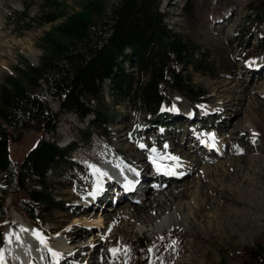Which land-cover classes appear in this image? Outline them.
<instances>
[{
	"label": "rangeland",
	"instance_id": "374dc122",
	"mask_svg": "<svg viewBox=\"0 0 264 264\" xmlns=\"http://www.w3.org/2000/svg\"><path fill=\"white\" fill-rule=\"evenodd\" d=\"M54 1L64 7L66 13H71L79 11L86 0ZM261 1L264 0H162L159 11L165 16L168 28L198 47L200 52L195 53L196 57L204 52L208 61L218 66L224 64L227 68L224 74L227 76L218 78L197 73L191 66L181 71L203 92L206 101L193 105L175 93L171 106L163 108L158 117L133 114L128 101L108 96L113 119L109 125L112 133L109 138L93 135L84 141L86 126L93 117L88 116L81 122L74 114L61 115L54 135L43 134L35 126L11 135L9 154L17 168L39 136L56 140L63 148L71 145L78 149L70 155L72 166L57 169L47 176V181L56 189V200L64 203L65 211L56 210L44 215L45 223H34L13 209L9 198L6 200L9 207L6 221L17 227H8L5 232L13 230L23 236L13 217L16 213L27 222L35 236L39 235L38 239L33 238L35 249L27 264H41V254L50 264H132L139 257L140 252L135 249L138 242L145 245L148 262L168 264L166 261L175 257L173 254L185 228L181 225L180 229L171 227L172 230L168 228L155 234L157 220L139 222L141 214L136 200L114 207L111 205L114 198L109 193L110 208L109 205L104 208L102 204L101 208L98 206L81 213L84 210L82 200L91 192L94 177L89 166L75 164L74 160L78 159L76 154L80 149L90 150L94 144L115 149L114 154L122 165L128 163L138 171L145 170L149 180L144 186L157 181L150 165L155 153L164 157L177 154L187 165L195 163L193 173L184 174L183 168L179 171L182 177L163 184L161 192L168 186V191L172 188L184 190V197L172 200L173 207L178 203H196L197 219L191 231L188 229L190 236L184 239H187V248L194 245L198 255H202L198 264H220L221 258L225 259V264H240L247 249L264 243V170L260 168L264 160H259L264 158V93H260L264 88V65H259V60L264 58V25H250L247 20L250 7ZM42 3V0H0V83L5 75L14 74L15 66L37 65L43 53L40 45L43 34L62 21L45 24L42 16L48 10L42 9ZM226 12L232 19L226 18L228 26L222 28ZM50 104L57 112L58 104ZM247 123L251 126L246 130ZM62 130L66 131L64 135L60 133ZM198 133L214 136L215 143L222 144V152L216 155L217 152L212 151L207 155L199 149L195 141ZM188 140L191 141L186 144ZM116 141H120L117 146ZM168 145L173 149L169 150ZM214 148L212 144L208 147L209 150ZM108 156L111 160L109 153ZM255 160L262 162L256 165ZM1 177L0 174V189L3 185ZM76 187L84 192L78 195ZM145 192L147 200H143V205L146 206L153 199L164 198L161 193L148 188ZM103 197V203H108ZM217 213L224 219V226L213 218ZM149 214L155 215L154 210ZM203 215L209 218H199ZM245 217L252 220L251 225L244 223ZM232 224L236 225L235 230L231 229ZM161 237H164L163 242ZM39 238L47 241V248ZM171 241H175L174 246ZM64 243L68 249L62 251L60 248ZM89 243L91 247L87 246ZM74 248H78L79 253L74 255ZM112 249L118 251L114 253ZM51 252L57 255L52 256Z\"/></svg>",
	"mask_w": 264,
	"mask_h": 264
},
{
	"label": "trees",
	"instance_id": "16d2710c",
	"mask_svg": "<svg viewBox=\"0 0 264 264\" xmlns=\"http://www.w3.org/2000/svg\"><path fill=\"white\" fill-rule=\"evenodd\" d=\"M42 1V9L48 10L43 22L62 21L43 34L38 64L15 66L14 74L5 75L0 83V247L5 230L17 227L6 221L7 198L13 209L34 223L43 224L44 215L65 211L47 176L72 166L74 149L39 136L17 168L9 154L13 133L35 126L54 135L61 115L72 113L81 122L93 117L84 141L93 135L109 138L113 119L108 96L128 101L133 114L160 117L175 93L193 105L207 100L182 74L187 67L213 78L227 76L224 64L208 61L204 52L196 57L198 47L168 28L159 11L162 0H86L71 13L54 0ZM247 20L250 25H264V1L250 7ZM104 80L110 81L106 89ZM50 103L58 104L57 112ZM75 191L84 192L80 187ZM135 249L140 253L132 264H155L147 261L143 243ZM220 264H225L224 258ZM240 264H264V243L247 249Z\"/></svg>",
	"mask_w": 264,
	"mask_h": 264
},
{
	"label": "bare ground",
	"instance_id": "6f19581e",
	"mask_svg": "<svg viewBox=\"0 0 264 264\" xmlns=\"http://www.w3.org/2000/svg\"><path fill=\"white\" fill-rule=\"evenodd\" d=\"M231 12H235V10L234 11L231 10ZM236 12H237V9H236ZM226 18H228L229 20L232 19V17L226 12L224 16L223 24L221 26L222 28H225L226 26H228V22L226 21ZM244 64L247 65V63H244ZM259 65H264V58L259 60ZM253 71H257V69H253ZM106 83L108 82H105V84ZM260 93L261 94L264 93V88L261 89ZM191 116H193V114H191ZM189 120L190 119H188V121ZM250 126L251 124L247 123L244 126V128L247 130L250 128ZM60 133L64 135L66 131L62 130ZM210 137L212 136L207 135V134L205 135L203 133L199 134L198 137L195 139V141H197V146L199 149L204 150L207 155H210L209 153H212V151L217 152L215 154L218 155L219 152H222V149H223V147L221 146L222 144L220 145L219 143H215V140L210 139ZM190 141L191 140H188L186 144L190 143ZM116 143H118L116 144L117 146L119 145L120 141H116ZM205 144L207 145V147L205 146ZM211 144H212V147L215 146L214 150H209L210 148L208 149L209 145ZM168 149L172 150L173 147L171 145H168ZM114 152H115V149L113 148L109 149V148L104 147V145L100 146L99 144H94V146H92L90 150L80 151L76 154V157L81 159L80 162L82 164H84L85 166H89V167L95 166V168L99 169L101 172L106 174L105 176L93 175L94 177L93 186L91 188V192L86 194V196L82 200L81 205L83 206L84 210H82L81 213H85L87 209L97 208L98 206L101 208L102 206L100 205L102 204L104 208L107 205H109V208H110L111 200L108 197L109 193L111 194V196H113L115 200V202L113 200V202L111 203V205H113L114 207L115 206L117 207V205L120 203L128 202L129 200L132 201V203L136 200L138 201L137 207H140L138 208V210L141 214V218L139 219V222L149 223L152 221V219L153 221L157 220L156 225H155L156 227L155 234L160 233L161 231H164L168 228L170 229L171 227H173L174 230L180 229L181 225L186 230L185 234L179 237L177 249L175 253L173 254L175 257L167 260L166 262L168 264H198L199 260L202 259L201 258L202 255L201 254L198 255L199 253L198 248L194 249V245H190V246L188 245L189 247L188 248L186 247V243H187L186 240L188 239L187 237L190 236L189 235L191 231L190 228H192L195 222L194 220L197 219L196 203L194 202L193 203L192 202L178 203L175 207H173L172 200L177 197L178 198L184 197L185 195L184 190L180 191L179 188H172L168 191V188H169L168 186L167 188H165L164 192H161L163 191L161 190V185L166 184V183H171L170 181H174L182 177V172H179V171L180 170L183 171V168H184V171H183L184 174L193 173L196 167L195 163L187 165L185 162H183V160L179 159L178 161H173L170 159V157L179 158L180 156H178L177 154L168 155V157H164L162 154L159 155L160 154L159 152H158L159 154L155 153L152 156L153 159L150 162V165H151L152 176L156 178L157 181H155V183L154 181H152L148 185L144 186L145 183L149 180V175L145 174V170L138 168L140 175H141L139 182L136 183L135 185H131L130 187H126L124 186L123 183H124V179H126V174H130V171L128 169L129 164L124 163L125 165H122L119 162L117 156L114 154ZM108 153L111 155V160L107 159L109 158V156L107 157ZM259 160H264V158L259 159ZM259 160H255L256 165L262 162ZM260 165H261L260 168L264 170V164H260ZM129 166L134 168L133 165H129ZM157 168H159L160 171H157ZM89 169H90V174H91L92 169L91 168ZM176 176L177 178H175ZM159 182H160V187L152 190L151 188L159 185ZM112 187L114 189L111 192ZM147 188L151 189L155 193L156 192L161 193L164 196V198L153 199L154 201L152 203L150 202L147 206L143 205L144 203L143 200H147V193L145 192ZM97 189H99L98 192H97ZM106 190L108 192H106ZM93 192H97L95 197L91 195ZM103 196H105L108 199V203H105V204L103 203V199H104ZM150 210H154L155 215L149 214ZM19 215L15 213L13 217L18 223L21 230H23L22 232L24 234L22 233L23 236H21L20 233H18L17 231L13 232V230H8L3 235V244L0 247V259H2L5 262V264H27V262L31 258L30 253L31 252L33 253V250L35 249L32 244H34L36 240H33V238L35 237V239H38V236H39V235L35 236L32 233L30 226ZM165 215L167 216L164 217ZM199 218L206 220L209 217L207 215H203V216H200ZM213 218L217 219L219 221L217 223H220L221 226H224L223 225L224 219H220L218 213L216 214V216H213ZM86 222H88V220H86ZM244 223L246 225L250 224L252 223V220L251 219L249 220L248 218L245 217ZM88 226L89 224L87 223L86 228H88ZM221 226L219 227L220 229H221ZM236 228H237L236 225L232 224L231 229L235 230ZM184 238H187V239H184ZM70 240H73V239L71 238ZM92 240L94 241V239ZM70 244H72V242ZM69 246L70 245H68V247ZM87 246L91 247V243L87 244ZM64 249H68L65 243L63 244V247L60 248V250L63 251ZM76 249L75 248L72 249V253L74 255L79 253V250H76Z\"/></svg>",
	"mask_w": 264,
	"mask_h": 264
},
{
	"label": "snow or ice",
	"instance_id": "6c2138e0",
	"mask_svg": "<svg viewBox=\"0 0 264 264\" xmlns=\"http://www.w3.org/2000/svg\"><path fill=\"white\" fill-rule=\"evenodd\" d=\"M253 135H257V134L256 133H253ZM210 139L214 140L215 137L214 136L213 137H210ZM140 147L143 148L144 145H140ZM165 147H167V145H165ZM152 151L155 152L156 150L153 148ZM170 159L173 160V161H178L179 160L178 157H170ZM90 168L92 169V173H91L92 175H99V176H105L106 175L105 173L101 172L99 169L95 168V166H90ZM157 171H160V169L157 168ZM98 191H99V189H97V192ZM97 192H93L91 195L93 197H95V195L97 194ZM39 239H40V242L43 243L45 245V247L47 248V241H44L42 238H39ZM160 239H161L162 242L164 241V237H161ZM171 245L174 246L175 245V241H171ZM165 246H168V245H165ZM111 251L115 253L118 250L117 249H112ZM149 251L151 252V251H153V249H149ZM51 255L52 256H56L57 253L51 252ZM0 264H5V262L2 259H0ZM57 264H59V262H57Z\"/></svg>",
	"mask_w": 264,
	"mask_h": 264
}]
</instances>
